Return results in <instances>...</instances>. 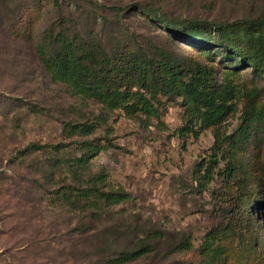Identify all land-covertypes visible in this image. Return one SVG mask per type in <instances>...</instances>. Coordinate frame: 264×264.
Segmentation results:
<instances>
[{
	"label": "rangeland",
	"instance_id": "rangeland-1",
	"mask_svg": "<svg viewBox=\"0 0 264 264\" xmlns=\"http://www.w3.org/2000/svg\"><path fill=\"white\" fill-rule=\"evenodd\" d=\"M54 1L0 0V264H104L122 250L139 249L154 231L162 239L125 264H198L206 235L226 224L232 209L220 201V176L205 187L197 180L215 143L214 126L186 128L201 103L178 91L160 95V118L107 110L55 81L38 45L62 30L111 45L131 38L155 43L214 66L220 86L213 98L225 94L224 77L236 73V111L222 122L229 134L245 112L264 107V62L255 69L212 43L176 39L131 4L153 5L173 23L219 25L264 16V0H60V8ZM251 89L261 95L256 101ZM86 139L105 145L89 156L88 175L105 173L106 190L132 195L97 218L84 201L73 207L61 197L73 184L71 160L88 153ZM30 142L64 146L27 149ZM184 237L193 244L187 250L175 246Z\"/></svg>",
	"mask_w": 264,
	"mask_h": 264
},
{
	"label": "trees",
	"instance_id": "trees-1",
	"mask_svg": "<svg viewBox=\"0 0 264 264\" xmlns=\"http://www.w3.org/2000/svg\"><path fill=\"white\" fill-rule=\"evenodd\" d=\"M54 2L61 7L60 0ZM131 7L146 12L176 39L212 43L243 62H253L255 69L264 62V16L219 25L198 20L173 23L153 5L134 3ZM131 39L111 45L98 36L84 38L62 30L43 37L38 52L55 81L66 84L77 95L98 101L107 110L121 109L141 120L143 116L160 118V95L178 91L190 102L201 103L193 107L189 122L192 126L186 128H194L195 124L203 129L214 126L215 143L209 159L200 164L197 180L205 187L215 174L220 176V201L228 202L232 209L226 224L206 235L198 250V264H264V107L257 113L245 112L233 132H223L222 122L236 111L234 100L239 89L232 82L236 73L224 77L225 94L213 98L212 92L220 86L214 66L196 58L181 59L155 43L146 46ZM250 91L255 101L261 96L259 91ZM88 126L82 127L84 135L90 133ZM83 145L88 153L71 160L73 184L65 187L61 197L73 207L84 201V208L97 218L106 207L128 201L132 195L124 190H106L105 173L88 175L89 156L105 145L94 139L84 140ZM60 146L64 145L30 142L27 149ZM160 239L161 233L154 231L139 249L122 250L104 264L138 259L152 250V242ZM175 246L187 250L193 244L184 237Z\"/></svg>",
	"mask_w": 264,
	"mask_h": 264
}]
</instances>
